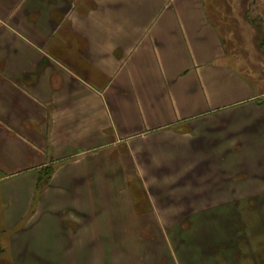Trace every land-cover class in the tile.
I'll list each match as a JSON object with an SVG mask.
<instances>
[{"label": "crops", "instance_id": "obj_1", "mask_svg": "<svg viewBox=\"0 0 264 264\" xmlns=\"http://www.w3.org/2000/svg\"><path fill=\"white\" fill-rule=\"evenodd\" d=\"M237 1L240 14L220 0H0V180L21 178L35 201L10 239L12 263L53 264L36 253L59 247L56 264H166L156 241L142 240L148 260L127 254L133 241L117 233L135 223L131 192L124 186L106 206L98 191L115 192L98 190L100 180L139 179L164 226L264 198L254 148L264 135V76L254 84L247 73L264 49L252 4ZM1 192L11 225L27 203L12 185ZM106 207L116 210V231L99 224ZM140 214V229L154 225Z\"/></svg>", "mask_w": 264, "mask_h": 264}, {"label": "rangeland", "instance_id": "obj_2", "mask_svg": "<svg viewBox=\"0 0 264 264\" xmlns=\"http://www.w3.org/2000/svg\"><path fill=\"white\" fill-rule=\"evenodd\" d=\"M244 1L247 5L252 4V6H250V16L256 21V26H259L257 29L259 35L258 40L263 43L262 49H264V21L258 20L256 17H264V0ZM223 2L232 6V13L240 14L237 10L239 1L220 0L221 4ZM239 9L242 10L240 7ZM238 27H240V25H238ZM240 39L242 40V34H240ZM239 46L244 47L245 45L240 41ZM257 46L260 47V44L258 43ZM253 59L252 63L248 65L251 68V72L248 70L247 73L253 75L252 83L255 84L258 75L264 76V56L263 58L257 56L256 60L255 57ZM83 68L88 72V79L93 84L98 83V71L95 67L83 61ZM262 89L264 93V86ZM236 107L237 106H232L226 110H234ZM223 111L225 110H220L218 112L220 114L218 115L225 117L227 112ZM204 143L205 142L201 140L199 145L204 146ZM254 145H256L254 148L258 160L261 159L259 157L262 155V162L264 164V135L258 136V141H256ZM131 164L132 162L130 166L133 170V174H136L137 169L133 168V164ZM50 172L51 171L47 172L46 176H48ZM2 175L3 174L0 172V178L3 177ZM120 178L121 177H118V179ZM20 179L21 178L15 176H6V178L0 180V264H14L10 261L13 259L10 239L14 232H18L25 228L35 208V201L33 200L32 193L30 197L27 198V191L23 186L24 182L19 181ZM44 179L43 177V180ZM112 180L115 182L114 185H112L110 179L98 181V190L102 192H115V196L111 197L106 193L99 195L98 191V201L103 199L105 202L104 205L106 206L116 202L118 200L116 195L119 196L118 194L121 193L119 191L126 186L131 192L132 199L135 203L134 210L130 208L128 216L129 220L132 221V216L135 211V223L133 222L131 226L128 223H124L123 228H120L119 224H117V228L109 226L110 222L112 225L116 223L113 219V214L116 210L114 211L106 207L105 209H101L105 213H98L101 214L98 216V219H100L99 224L109 226L115 231L120 228L117 235L120 236V238H124L126 244L127 242L133 241V245L127 244L128 247L126 248L128 250V255L140 258L141 260H148L152 255L146 252L148 256H143V247L144 250L146 248L144 245L145 242L142 240H151L160 244L161 250L165 252L164 260L166 264H264V198L249 199L247 201L242 200L237 206L230 204L228 209H221V207H218L212 210L202 209L200 212L194 211L182 217L176 223L164 226L157 221V215L153 208L152 200L147 197L144 199L143 196H140L144 195L142 192L144 185L139 179L132 178L129 183L117 182L116 178ZM245 180H249V178L246 177ZM43 182L39 184V189L41 188L43 190ZM9 185H12L13 197L22 203L26 201L28 208V211L26 212L25 210L11 223V225L7 222V212L11 211L12 207L4 197L3 192H1V189ZM140 189L142 191H140ZM34 195H38V192L36 191ZM31 198L32 200H30ZM177 202H179V200H177ZM140 206H143L141 208L142 210L137 209ZM101 210L98 209V211ZM141 212L150 214L149 219H152L154 225L148 223L146 228L142 227L140 229L141 224H138L139 221L137 218L138 216H142L140 214ZM103 225L102 227H104ZM101 232H104V228L101 229ZM138 240H141L142 243L138 242ZM82 248L83 255L88 256L86 247ZM48 249L49 251L47 252L40 250L39 253H36L37 257L47 261L45 263L56 264L53 262L52 258L58 254L63 255V252L60 251L59 247H49ZM92 260V264H94V261H96L95 258L93 257ZM119 260L120 262L118 264H129L127 260L123 258H119ZM133 261L135 264H143L137 261V259H133Z\"/></svg>", "mask_w": 264, "mask_h": 264}, {"label": "trees", "instance_id": "obj_3", "mask_svg": "<svg viewBox=\"0 0 264 264\" xmlns=\"http://www.w3.org/2000/svg\"><path fill=\"white\" fill-rule=\"evenodd\" d=\"M47 173V172H46ZM46 173H45V175H46ZM48 178H49V175L46 177V180L43 182V184L42 185H45L46 183H47V181H48ZM42 182H41V179L38 181V183H37V188H39V184H41ZM43 187V186H42Z\"/></svg>", "mask_w": 264, "mask_h": 264}]
</instances>
